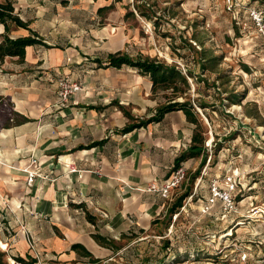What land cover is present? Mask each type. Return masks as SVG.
Instances as JSON below:
<instances>
[{
    "label": "crops",
    "instance_id": "1",
    "mask_svg": "<svg viewBox=\"0 0 264 264\" xmlns=\"http://www.w3.org/2000/svg\"><path fill=\"white\" fill-rule=\"evenodd\" d=\"M15 11L31 21L29 27L45 44L27 45L23 58L5 56L0 62V96L10 101L9 109L18 117L26 118L5 125L9 113L0 112L1 245L28 264L30 259L38 264L37 256L43 264H99L128 246L118 240L138 242L142 233L165 221L171 198L147 188L170 175L174 159L191 142L194 124L183 110H172L157 121L122 131L129 122L124 111L136 121L153 115L160 104L149 76L125 65L143 85L119 91L108 82L88 79L82 84L69 68L76 47L49 43L32 19H25L21 9ZM27 34L22 27L8 33L12 38ZM59 77L81 86L66 102L58 95ZM201 158L189 157L180 165L188 173ZM24 167L40 173L32 185ZM220 214V209L213 213L216 219L233 215Z\"/></svg>",
    "mask_w": 264,
    "mask_h": 264
},
{
    "label": "rangeland",
    "instance_id": "2",
    "mask_svg": "<svg viewBox=\"0 0 264 264\" xmlns=\"http://www.w3.org/2000/svg\"><path fill=\"white\" fill-rule=\"evenodd\" d=\"M12 1L49 43L76 47L69 68L82 84L88 79L108 82L119 91L143 85L130 67L99 66L93 60L116 50L176 64L189 82L186 94L201 124L206 160L197 177V168L186 172L185 182L170 192V203L186 189L193 195L183 200L184 208L167 227L164 221L151 226L138 242L118 240L128 246L99 264H242L244 252L247 264L264 260V215L251 211L264 204V36L252 18L254 10L264 18V0H233L232 5L227 0ZM202 47L207 57L220 56L204 70L199 64ZM230 92L240 106L225 99ZM165 93L155 91L159 103L165 102ZM235 168L234 219H216L218 203L212 214L203 213L199 198L209 192L210 181L222 180ZM2 247L9 264L10 252Z\"/></svg>",
    "mask_w": 264,
    "mask_h": 264
},
{
    "label": "trees",
    "instance_id": "3",
    "mask_svg": "<svg viewBox=\"0 0 264 264\" xmlns=\"http://www.w3.org/2000/svg\"><path fill=\"white\" fill-rule=\"evenodd\" d=\"M140 14L145 15L144 11H140ZM30 20H23L19 13L15 11V7L12 0H1L0 1V23L4 26V32L1 35L0 40V62L3 61L5 56H18L20 59L23 58L25 53V47L27 45H33L37 43L45 44L42 41V37L35 31L29 27ZM26 28L29 30V34L17 37H10L8 33L13 28ZM203 45V44H202ZM206 49L205 47L201 48L199 52V64L201 68L204 70L206 65L211 61H216L220 58V56L214 55L212 57H207L205 55ZM94 61L98 63L99 66L101 64H105V66H115L121 67L122 65H128L131 67H135L139 70V72L143 75L149 76V79L152 83V91L155 92L159 90H168V93H165V102L160 103L153 115L147 118L136 119L127 111H124L125 115L128 116L129 122L122 128V131L127 132L136 127L143 126L151 121H157L163 117L166 112L172 110H183L187 120L194 124L193 134L191 137V142L186 150L182 151L176 158L174 159L173 169L178 167L180 163L189 158L196 157L202 154L201 161L199 166L194 171L193 177H197L200 168L205 164L206 154H203L204 147V134L200 129L201 124L197 114L193 109V105L187 97V90L189 87V82L187 80L186 75L181 71L178 65L173 63H166L163 60L157 59L156 57H150L148 55H143L138 53L135 57L131 56L125 51H114L108 53L104 58L96 57ZM247 68V67H246ZM186 73L192 76V72L189 69H186ZM183 97L182 100H179L178 97ZM229 104L239 103L236 98L235 93L230 92L225 97ZM12 104L7 98L0 96V112H8L10 120L4 123L5 125H9L11 122H21L25 121V117H18V113L14 110H10V106ZM200 106L204 107L203 103H200ZM191 193V189L184 190L181 194L177 195L175 199L169 204L166 215H165V223L166 227L172 222V215L176 212H179L180 207L183 204V200ZM156 222V221H155ZM132 234L129 237H134ZM73 247H77L78 244L72 245ZM87 254H89L87 252ZM18 260H23L21 257H16ZM93 259L92 261H95ZM30 264L35 262L34 259H30ZM0 264H7L5 261V251L0 249Z\"/></svg>",
    "mask_w": 264,
    "mask_h": 264
},
{
    "label": "built area",
    "instance_id": "4",
    "mask_svg": "<svg viewBox=\"0 0 264 264\" xmlns=\"http://www.w3.org/2000/svg\"><path fill=\"white\" fill-rule=\"evenodd\" d=\"M230 5H232L233 0H227ZM252 18L255 21V24L258 28V31L264 36V18L261 11L254 10L252 12ZM57 85H58V95L62 102L68 101L70 95L73 93H76L80 90L81 86L80 83L72 80L67 77H59L57 79ZM199 109V108H198ZM201 112V111H200ZM34 162V160H32ZM71 171H76L75 167H70ZM23 171L27 174V184L32 185L34 179L37 176H40V173L38 170H32L28 167H24ZM186 169L179 165L178 167L172 169L170 175L163 179L162 181H152L149 186L148 190L152 192L160 193L162 196L168 197L170 192L180 186L183 181L186 179ZM239 176L238 169L235 168L232 170L229 174H225L222 180H219L217 177L212 179L209 183V193L204 198V200L200 204V210L203 213H209L213 206L218 203L220 206V217L226 218L231 213H234L237 211V200H236V191L238 186L237 178ZM193 195V192H191L185 199L191 198ZM184 208V205L180 207V209ZM254 213H259V215H264V204L256 205L252 207L251 209ZM178 215V212L174 213L172 215L173 219H175ZM6 244V243H5ZM0 245H1V238H0ZM4 250L7 251V244L6 247H2ZM247 253H242L239 257V260L242 262V264H247ZM9 264H28L26 260H18L16 257L10 256L8 258ZM37 262L40 263V259L37 256ZM192 264H200L198 262H192ZM214 264H231L227 260H219L215 262ZM255 264H264V260L258 261Z\"/></svg>",
    "mask_w": 264,
    "mask_h": 264
},
{
    "label": "bare ground",
    "instance_id": "5",
    "mask_svg": "<svg viewBox=\"0 0 264 264\" xmlns=\"http://www.w3.org/2000/svg\"><path fill=\"white\" fill-rule=\"evenodd\" d=\"M147 22V21H146ZM147 24V23H146ZM209 142V141H208ZM170 229V228H169ZM171 231V230H170ZM167 233V232H166Z\"/></svg>",
    "mask_w": 264,
    "mask_h": 264
}]
</instances>
